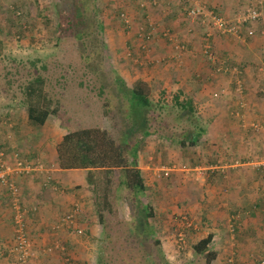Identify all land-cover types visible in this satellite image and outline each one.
<instances>
[{"label": "trees", "instance_id": "trees-1", "mask_svg": "<svg viewBox=\"0 0 264 264\" xmlns=\"http://www.w3.org/2000/svg\"><path fill=\"white\" fill-rule=\"evenodd\" d=\"M114 2L117 0H110L107 4L114 6ZM182 2L186 5L184 0ZM108 5H105L104 0H48L45 18L48 22L51 20L55 22V28L49 36L50 41H54L56 48L53 49L52 57L48 61L39 59L30 61V65L34 67L37 63L42 62L39 68L42 74L33 71V78L26 82L23 91L20 92L19 109L23 111L20 118L14 116L15 118L11 119V115H6L0 119V128L8 129L13 140V136L21 138V133H17L19 125H21L18 120L21 123L25 117L26 122L30 124V133H33L34 137L40 138L38 136L41 135L40 130L49 117H55L57 120L61 118L59 105L50 104L51 99L49 98L54 91L61 99L63 96L59 89L75 87L76 90L84 88L91 91L100 106L98 116H103L110 122L108 129L96 125L85 128L78 127L75 119L79 112H74V109L71 112L63 110V113L72 115L68 120L73 123L75 129L69 131L64 123L65 135L56 146L57 158L55 161L61 170L87 171V182L92 191V204L89 213L91 211V214L97 218V224L101 228V233L95 244L97 250L91 260L94 264H171L167 257L169 255H166L162 247V242L154 236L155 230L151 223L155 217L154 209L143 173L137 167V152L141 149L142 140L150 136L162 139L163 144H173L178 149H182L186 143H188V147L198 143L200 137L205 133L197 111L199 92L197 84L201 86L202 81H192V86L195 83L194 88L190 91L181 89L179 95H175L172 102H164L162 97H159L161 100H155L154 92L151 86L144 82L145 80H135L136 82L132 86H128L118 71L107 65L108 54L103 11ZM262 7L264 8V4ZM257 8H259L258 5ZM14 10L12 11L13 15L20 19L23 15L22 11L17 8ZM181 11L179 19L186 25L188 24L186 11L184 9ZM148 19L146 18V21ZM119 21L121 31L128 33L130 31L129 23L126 24L127 21L123 19H119ZM20 27L19 33H21ZM150 29L149 33L154 35V27L150 26ZM139 32L141 37L143 29ZM137 34H133L127 45L125 44L127 50L130 51L125 55L131 59L133 54L136 69H139L143 66L142 55L133 53L136 46L132 44V40ZM198 35L200 36L197 40L198 46L195 42L194 47H197L195 49L199 51L198 57L201 58V43L204 34ZM144 38L145 41L149 39L147 36ZM69 39L74 40V46L76 45L78 52L75 55L74 65L67 64L64 67L59 63L52 76L45 77V73L51 68L48 66L51 65L50 62L53 63L52 65H58V62H54V60L57 61L56 57H59V53L62 52L60 46ZM138 47L143 53L146 52L144 47L143 49L142 46ZM211 51L214 52L212 48ZM116 52L118 53V51ZM145 64L148 67L149 62L146 61ZM52 80L54 81L53 85L51 84ZM84 81H88V83ZM90 81H94L93 84ZM7 85L12 87L9 80ZM243 93L246 94L244 89ZM72 105L63 103L61 108L66 109ZM237 110L236 106V110L233 112L235 113ZM10 124L12 126L6 128ZM132 124L136 127H131ZM133 129L135 132L127 140H124L123 135H128ZM0 150L4 155L6 154L1 146ZM5 157L8 161V154ZM261 168L264 169L263 166ZM21 206L29 210L27 217L30 220V216L36 210L30 209L33 206L27 205L24 201H21ZM74 210L78 211L74 219L80 226L81 223H85L86 217L82 216L83 210L79 205L71 208V211ZM71 211L66 212L61 219L69 215ZM112 214L117 218L113 226L107 217ZM61 219L53 226V230L57 234L61 229H70L68 228L70 226H67L69 223L63 224L64 219ZM236 221L231 220L227 225L231 240L235 239L238 231ZM185 224L186 230L192 232L191 229H188L192 225L187 226V224L189 225L187 222ZM92 227L93 225H91ZM91 228L81 229L80 234L77 235L90 239ZM230 228L233 229V232L230 231ZM180 236L184 241V236L182 234ZM211 238V235H207L192 244L191 249L195 261L197 260L196 264H213L215 254L209 248ZM178 248L180 249V247ZM69 252V249H65L66 257L63 258L61 264H72L68 257ZM10 254L16 264H21L16 259V255L11 251ZM230 259L237 264L233 257L227 258L226 264H229Z\"/></svg>", "mask_w": 264, "mask_h": 264}, {"label": "crops", "instance_id": "crops-1", "mask_svg": "<svg viewBox=\"0 0 264 264\" xmlns=\"http://www.w3.org/2000/svg\"><path fill=\"white\" fill-rule=\"evenodd\" d=\"M145 16L142 15L143 22L148 17ZM154 19L152 18V20ZM181 24H183L181 25L182 31L178 32V35L175 33L174 36L177 38L175 40L185 44L186 51L178 60L171 48V63L173 65L171 69L176 71V74L179 71L182 74V69L197 64L198 69H205L209 65L213 70V65L209 61L206 59L202 61L203 56L199 57L200 61L197 62V57L193 56H199L200 53L195 49L197 47H194L195 44L193 45V41H190V37L184 35L188 36L189 32H192L191 35H193L199 28L192 29L189 24ZM257 27L255 28L257 29ZM182 33L184 34L181 36ZM200 34L203 35V31ZM199 38L200 36L197 35L196 39ZM260 40L262 42L261 37ZM214 42L215 37L213 45ZM154 43L152 40L151 44ZM242 43L244 44L242 51L249 56V59L256 58V53L261 49H263L264 57V44L261 47L257 40L249 44ZM214 75L217 78L220 76L225 80L229 79V87H224L217 81H211L208 84L202 81L198 92L197 111L205 133L195 146L188 147V143H186L182 149H178L172 144L171 148L174 150H168L165 153L164 157L171 158L167 162L171 164L169 171L171 172V189H173L171 197L165 196L166 202L159 200V197L163 195V192L161 194L162 189H155L156 184L153 183H158L154 180V175L156 176L158 171L156 154L160 158L164 152L160 144L150 140L152 136L145 138L141 143V149L137 152V167L143 173L155 212L166 211V215L169 212L173 215L180 212L196 222L192 227H196L200 231L197 233L201 237L199 239L205 238L207 235L212 236L209 248L215 254L213 264H226V259L229 257H233L237 264H258L259 260L264 257V169L260 165L263 156L264 135L253 131L250 124L262 121L264 111L260 105L256 104L258 89L257 86H254L253 79L249 83L252 89H247L248 94L252 95L251 99L248 97V103L252 108L246 110L243 125H240L242 124L239 121L240 118L236 117L233 112L236 110L239 96L227 95V92L230 90L233 92L235 89L233 77L229 74L217 75L215 72ZM135 82L125 81L128 86H132ZM144 82L151 86L152 81ZM241 82L243 84V81ZM222 88H227L226 95L219 94V90ZM214 97L220 103H215L209 108V103L215 100ZM228 102L229 105L226 108ZM245 123L246 125H244ZM10 126L12 125L10 124L6 128ZM47 126L49 127V125ZM26 129V125H19L17 133L23 135ZM43 129L45 134V126ZM28 132L29 135L33 134ZM5 133H8V129L0 128V146L12 160V165L15 155L21 161L26 160L29 165H34L36 159L32 160L29 156L33 153L31 148L22 143H20L21 146L12 144L11 140L13 139L10 135L5 137ZM61 133L65 135V132L61 131ZM143 143L145 144L143 145ZM163 146L171 145L163 144ZM40 156L42 160H38L47 171L51 172L50 180L44 176L45 174L39 172L7 178L14 181L21 189L22 200L36 210L30 216V220L28 219L29 223L31 222L29 233L31 232L30 247L33 253L29 264H61L63 258L66 257L65 249L70 251L68 257L72 264L90 262V258L87 257L89 253L85 251L84 237L75 238L77 234L72 228L67 229L68 231L61 229L58 234L53 230V226L60 221L63 215L76 205L82 208V216L86 217L85 223L80 224L81 228L86 230L91 228L93 220L89 210L92 200L91 195L85 198L86 194L84 193V190L89 188L87 171L59 169L55 163L57 158L55 145L48 147L45 153H40ZM4 191L0 188V264H16L13 257H10L14 229L11 226L12 214L6 207L8 198ZM167 199L171 201L167 202ZM231 220H237L238 224L234 240L230 239L227 231L228 222ZM191 225L190 222L189 225L187 224V226ZM80 226L77 225L78 228ZM172 226L176 227L174 229L180 228L178 219L172 221ZM49 251L56 252V255L49 254Z\"/></svg>", "mask_w": 264, "mask_h": 264}, {"label": "rangeland", "instance_id": "rangeland-1", "mask_svg": "<svg viewBox=\"0 0 264 264\" xmlns=\"http://www.w3.org/2000/svg\"><path fill=\"white\" fill-rule=\"evenodd\" d=\"M109 1L110 0H104L105 5H108L107 3ZM182 1L183 0H117V2L113 3L114 6L108 5L103 11L107 43L106 51L108 54L107 65L114 67L125 81L130 82L138 79L152 81L151 88L154 92L153 96L155 100H161L159 97H162L164 102H172V99L175 97V95H179V91L181 89L190 91L192 88H194L195 83H193L192 86V81L197 80L205 81L206 84L211 81H217L219 84L224 85V87H229V79L225 80L220 76L217 78L209 65L205 69H198L196 67L197 64L187 69H182L184 67L183 66L181 68L182 74H180V71L176 74V71L171 69L173 66L171 63V47H173L171 35H178V32L182 31L181 25L183 24H181L182 21L179 19L182 11L180 12V10H185L188 6L186 0H184L186 5H184ZM194 1L197 3V5L202 7L204 6L208 11L213 12L217 16L233 20L242 12L245 6H247L250 2L257 0ZM46 2L48 3V0H0V119L6 115H11V119L15 118L14 116H18V118H20V115L23 114V111L19 109L21 101L20 92L23 91L26 82L33 78V71L42 74L39 70L42 62L37 63L34 67L30 65V61H35L36 59L48 61V59L52 57L53 49L56 48L54 47V41H50L51 39L49 36L55 28V22L52 20L51 22H48L45 18ZM14 8L22 11L23 15L20 19L15 18L13 15L12 11H15ZM19 10H17V12H20ZM261 14L262 18L255 25V27L258 26L257 35L254 37L255 39L253 38V40L250 39L246 41L244 39L237 40L231 37L214 36L215 44L213 45L212 43V49L214 52H217L215 54L221 62L237 65L239 67L241 72L240 80L243 81L246 94L249 92L247 89H252L250 88L251 86H249V83L254 79V86H257L258 89V93H256V104L260 105V108L264 111V94H262L263 84L260 81L261 74L258 72V68L264 63L262 52L263 49L256 53V58L252 57L250 59L249 56H247V54L242 51L244 46L242 42L249 44L257 40L259 41L261 47L263 46L262 44H264V37L260 35V31L264 27V8H261ZM142 15L148 16V21L143 22L144 19H142ZM152 18L155 19L152 20ZM119 19L127 21L126 24L129 23L130 31L128 33L127 31H121ZM150 26L154 27V35L149 33L151 30ZM19 27L21 28V33H19ZM141 29H143V33L140 37L139 31ZM192 29L197 28L193 27ZM201 31V29L195 30L193 35L188 33V36L182 33L181 36L184 34L185 37H190V41H193L194 45L195 42L197 44L196 38ZM206 31L214 34V30L211 28H205L204 32ZM133 34H137V36L132 40L133 44L136 46V48L133 49V53L142 55L141 58L143 66H141L139 69H136L133 54L131 59L127 58L125 55V53H130V51L127 50L125 44ZM144 36H147L149 39L145 41ZM181 38L183 39V37ZM152 40L155 42L154 44H151ZM73 41L74 40L69 39L66 43L60 46V48L62 47V52L59 53V57H56L57 61L54 60V62H58V65H52L53 63L50 62L51 65L48 66H51V68L49 71H47L48 73H45V77H51L53 71L57 69V66H59V63L64 67L67 66V64L74 65L76 60L75 55H77L78 52ZM187 41H189V39H187ZM138 46H142V49L144 47L146 52L143 53ZM116 51H118V53ZM195 56L197 57V62H199L200 60L198 55H194L193 57ZM144 57H147L148 59L145 60ZM146 61L149 62L148 67L145 64ZM176 77H178V79H176ZM8 80L11 82L12 87H8ZM84 82L88 83V81ZM90 82L93 84L94 81ZM51 84H54L53 80L51 81ZM181 86L183 87L181 88ZM200 88L201 86L197 84L198 91ZM56 89L58 91L57 84ZM59 92L63 96L62 99L59 97V95H57L58 93L55 94V91L52 93L49 99H51L50 104L54 103L55 106L59 105V114L61 118L57 120L55 117H49L48 122L44 125L45 134L43 132L44 126L41 128V130L38 128L41 133V135H38L40 138L34 137L33 134L30 136L27 134L29 133L28 131L30 129V124L26 122L25 117H23L21 123L18 120V123L21 125L27 124V129L23 135L21 133V138L13 136L14 141L11 140V143L17 144L18 146H21L20 143L24 144L25 146H29L33 151V153L29 155L32 160H42L40 153H45L48 147H54L55 145L56 149V143L58 144L64 136V134L61 133V131L65 132L63 130L64 123L69 128V131H73L75 129L73 123L69 122L68 120V118L72 117V115L63 113V110L71 112L74 109V112H79L77 119L75 120L78 123L76 126L81 128L96 125L103 129H108V125H110V122L107 118L98 116L97 113L100 106L91 91L89 92L84 88L81 90H76L75 87H70L65 88V90L59 89ZM230 94H233L231 90L227 92V95ZM70 97L71 100H69ZM216 97H214V102L209 103V108H211L215 103H220ZM247 97L251 99L252 95H247ZM63 103H66L67 105H73L66 109H62L61 107ZM246 104L249 105V108L247 109L248 111L251 106L249 103ZM228 105L229 102L226 104V108ZM239 121L242 122L240 125H243L244 116L242 117V120L239 119ZM47 125H49V127ZM244 125H246V123ZM130 126L134 128L136 127L134 124ZM134 132L135 131L133 129L130 133H128V135L124 134V140H127ZM8 135L10 134H4L5 137ZM150 140H154L155 143L160 144L163 148L164 154L160 156V158L159 155L156 154L158 171L156 176L154 175V180H156L158 183H153L156 184L155 189H162L161 194L162 192L163 195L165 193L164 196L161 195V197H159V200L166 202L165 196L171 197V192L173 189H171V172L169 171V169H171V164H168L167 162V160H170L171 158L164 156L168 150H174L171 148L173 145L171 144L169 147L163 146V140L158 138L156 139L154 136H152ZM144 144L145 143H143V145ZM1 186L0 188L4 191V186ZM91 192L90 186L89 188L85 189V198L92 195ZM4 193L6 192L4 191ZM8 201L9 200L6 201V207L11 213ZM170 201L171 200L167 199V202ZM68 211H70V209ZM153 212L155 217L151 223L153 230H155L154 236L162 242V247L165 250L166 255H169L167 256L169 257L168 261H170L171 264H196L197 260L195 261L191 247L193 243H197V241L200 240L199 238L201 237L197 235V233L200 231L197 230L196 227H193L194 229L190 227L188 229H191V232L190 230H186L187 228L185 226V222L192 223V226L196 222H193L191 218L187 217V215L181 214L180 212H176V215H173L170 212L166 215V211L163 213H157L153 210ZM93 216L94 215L91 216L93 220L91 238L89 239L84 237L83 239V241L86 242L85 251L89 253L87 254V257L90 258V262L92 261L91 259L95 250H97L95 246L97 237L101 233V228L97 224V218ZM107 217L110 221V224L113 226L117 221L116 215L112 214L108 215ZM177 219L178 224L181 226L178 229H174L176 227H171V224L172 221ZM30 224L31 222L29 223L28 220L29 228ZM9 225L10 223L8 226ZM11 226L14 227L13 219ZM180 234L184 236V241L182 242H179V239H177ZM75 238H79V235L75 236ZM178 247H180V249ZM54 249L57 252H60L56 248ZM48 253L56 255V252L52 253L49 251ZM90 262H86L85 264H94L93 261L91 263Z\"/></svg>", "mask_w": 264, "mask_h": 264}, {"label": "built area", "instance_id": "built-area-1", "mask_svg": "<svg viewBox=\"0 0 264 264\" xmlns=\"http://www.w3.org/2000/svg\"><path fill=\"white\" fill-rule=\"evenodd\" d=\"M188 3L187 8L185 9L187 15V21L191 28L196 27L203 29L204 37L201 43V55L205 57L209 63L214 65V72L217 75L229 74L233 77L235 84V89L233 94L239 98L237 99V108L238 110L234 115L242 120L244 113L246 112L248 100L247 95L244 94L245 91L244 85L242 84L240 77L241 72L237 65H230L229 63L221 62L216 54L211 51L213 38L217 37H231L237 40L241 39H251L254 38L257 34V29L255 25L262 18L261 8H263L264 0H257L250 2L245 6L242 12L233 20H229L220 16L215 15L213 12L208 11L204 6H199L194 0H186ZM257 5L259 8H257ZM123 16V15H122ZM205 28H211L214 30V34L209 31L204 32ZM190 33V32H189ZM244 33V34H243ZM260 35L264 37V27L260 31ZM171 41L173 48L177 51L176 58L179 60L183 52L186 51V47L179 41L175 40V37L171 35ZM258 72L261 74L260 81L263 84V93L264 94V63L258 68ZM227 89L222 88L219 90L220 95H226ZM250 127L253 131L257 133H262L264 135V118L259 123H251ZM262 159L260 165L264 167V141L262 143ZM14 163L12 165V160L9 158L8 161L4 153L0 150V184L4 186L8 204L12 213V219L14 223V236H13V245L11 247L12 254L16 255V259L21 264L30 263L33 258V253L31 252L30 247V234L28 226V214L29 210L21 206L22 200V191L11 179H7L9 176H27L30 172H39L40 174H45L46 178L50 180L52 177L51 172L47 171L42 163L36 159L34 165H29L26 160H20L17 155L13 157ZM48 185V184H46ZM33 211L35 208L31 207ZM78 214L77 210L71 211L69 215H66L63 219V224L70 226L76 234H80L82 228L77 227V222L74 219V216ZM230 231L233 232V229L230 228ZM183 239L180 236L179 242H182ZM229 264H235L232 259H230ZM264 264V258L258 263Z\"/></svg>", "mask_w": 264, "mask_h": 264}, {"label": "clouds", "instance_id": "clouds-1", "mask_svg": "<svg viewBox=\"0 0 264 264\" xmlns=\"http://www.w3.org/2000/svg\"><path fill=\"white\" fill-rule=\"evenodd\" d=\"M258 31V30H257ZM175 37V36H174ZM175 39H177L176 37H175ZM184 46H185V44L183 43V42H181ZM186 47V46H185ZM173 50H174V52H175V57L177 56V51H175V49L173 48V47H171ZM43 165V164H42ZM43 167H44V165H43Z\"/></svg>", "mask_w": 264, "mask_h": 264}]
</instances>
